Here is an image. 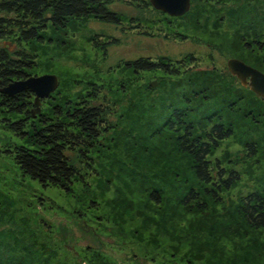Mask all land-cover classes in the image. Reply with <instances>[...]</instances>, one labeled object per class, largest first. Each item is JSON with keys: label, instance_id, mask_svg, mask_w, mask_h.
<instances>
[{"label": "rangeland", "instance_id": "rangeland-1", "mask_svg": "<svg viewBox=\"0 0 264 264\" xmlns=\"http://www.w3.org/2000/svg\"><path fill=\"white\" fill-rule=\"evenodd\" d=\"M110 7L125 16L121 24L89 19L44 32L45 40L21 46L37 54L31 74H55L63 89L73 92L96 84L101 88L102 101L113 105L109 118L116 131L107 137L114 146L116 136L128 129L146 132L137 91L158 89L157 73L137 77L124 69L123 60L192 53L199 69L222 68L227 58L236 57L264 72V50L256 43L264 41V0H191V12L170 15L175 28L185 34L182 39L158 33L157 27L165 24L153 25L151 35L128 28L129 16L155 21L152 10L138 9L126 0H114ZM104 37L117 39L105 53ZM0 45L17 47L7 40H0ZM241 122L216 150L224 161L236 162L241 181L224 191L221 203L211 201L203 211L181 206L171 192L155 204L133 181L116 178L119 161L137 162L122 144L112 164L109 154L94 151L97 172L91 173L87 185L75 184L69 194L42 188L0 153V246L11 236L27 243L44 239L66 264H264V228L245 226L235 210L240 194L261 179L264 168V141L254 157L246 156ZM262 132L259 127L249 131L253 137ZM7 136L0 126V143Z\"/></svg>", "mask_w": 264, "mask_h": 264}, {"label": "trees", "instance_id": "trees-1", "mask_svg": "<svg viewBox=\"0 0 264 264\" xmlns=\"http://www.w3.org/2000/svg\"><path fill=\"white\" fill-rule=\"evenodd\" d=\"M113 1L0 0V40L17 45L13 50L0 45V126L9 133L0 143V153L22 176L36 180L42 188L69 194L75 184L87 185L91 173L97 172L94 151L109 154L112 164L117 160V145L122 144L128 154L137 156L138 163L119 161L122 165L117 166L115 177L124 183L133 181L153 203L161 204L170 192L183 207L203 211L211 201L221 203L223 193L239 184L241 174L233 159L224 161L216 150L234 134L239 119V125L245 127L240 135L246 138V156L254 157L264 141V100L242 85L226 66L196 68L194 61L198 57L192 53L182 58L159 55L155 59L139 56L123 60L124 69L137 77L157 73L154 78L158 89L151 86L137 91L146 132L128 129L124 136H116V146L107 137L116 131L109 118L113 105L102 101L97 84L73 92L63 89L58 81L48 96L40 98L39 110L34 114V93L29 88L13 95L2 91L10 82L33 73L37 66L35 51L21 44L30 46L45 40L44 32L62 31L89 19L119 25L125 16L110 7ZM126 2L157 14L155 21L129 16L128 28L151 35L153 25L165 24L164 28L157 27L158 33L185 38L175 28L174 17L152 7L148 0ZM102 40L103 53L117 41L108 37ZM256 43L264 50V41ZM258 127L263 132L253 137L249 131ZM258 176L261 179L240 194L235 210L245 226L263 229L264 168ZM10 239L0 246V264H66L57 259L44 239L40 243L22 242L12 236Z\"/></svg>", "mask_w": 264, "mask_h": 264}, {"label": "water", "instance_id": "water-1", "mask_svg": "<svg viewBox=\"0 0 264 264\" xmlns=\"http://www.w3.org/2000/svg\"><path fill=\"white\" fill-rule=\"evenodd\" d=\"M152 7L159 9L172 16H180L185 13L190 6V0H148ZM228 71L235 75L240 83L248 86L250 90L264 98V72L256 67L246 63L245 61L229 57L226 60ZM58 84L55 74L45 73L41 75L30 74L24 79L10 82L2 88V91L8 95H13L15 92L29 88L34 93V111H38L40 98L48 96Z\"/></svg>", "mask_w": 264, "mask_h": 264}]
</instances>
